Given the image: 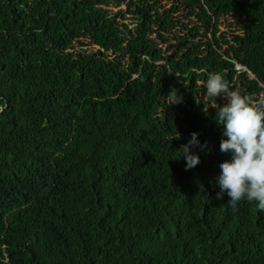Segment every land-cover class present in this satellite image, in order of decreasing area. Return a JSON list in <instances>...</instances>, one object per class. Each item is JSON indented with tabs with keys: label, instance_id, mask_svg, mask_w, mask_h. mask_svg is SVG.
Here are the masks:
<instances>
[{
	"label": "trees",
	"instance_id": "trees-1",
	"mask_svg": "<svg viewBox=\"0 0 264 264\" xmlns=\"http://www.w3.org/2000/svg\"><path fill=\"white\" fill-rule=\"evenodd\" d=\"M214 72L264 97V0H0V264H264V211L217 198Z\"/></svg>",
	"mask_w": 264,
	"mask_h": 264
},
{
	"label": "clouds",
	"instance_id": "clouds-1",
	"mask_svg": "<svg viewBox=\"0 0 264 264\" xmlns=\"http://www.w3.org/2000/svg\"><path fill=\"white\" fill-rule=\"evenodd\" d=\"M237 70L245 66L235 63ZM250 77L254 75L248 71ZM209 97H223L225 102L215 113V120L222 128L220 151L231 153V158L220 165V173L215 178L223 198L226 192L228 204L235 208L242 200L255 204V210L264 211V97L256 98L231 89L229 81L219 72L209 73L206 81ZM169 105L180 104L182 96L173 88L168 93ZM199 133L193 131L186 144L179 150L186 160L185 170L200 163L201 157L193 148L207 149V141L201 144ZM180 138V134L176 137ZM204 186L201 185V191Z\"/></svg>",
	"mask_w": 264,
	"mask_h": 264
},
{
	"label": "rangeland",
	"instance_id": "rangeland-1",
	"mask_svg": "<svg viewBox=\"0 0 264 264\" xmlns=\"http://www.w3.org/2000/svg\"><path fill=\"white\" fill-rule=\"evenodd\" d=\"M109 8H111L112 10H116V9H118V7H115V6H113V5H110V7ZM121 8H125V5L123 4V5H121ZM193 19V18H192ZM230 23V19H227V20H224L223 21V23L220 25V27H221V30H227L228 29V24ZM232 27V26H231ZM171 41H172V39H171ZM173 42H174V40H173ZM169 42H167L166 44H168ZM166 44H164V46L166 45ZM77 47L79 46V44L78 43H76L75 44ZM90 51V50H89ZM223 98V97H222ZM223 100H224V98H223ZM225 101V100H224Z\"/></svg>",
	"mask_w": 264,
	"mask_h": 264
}]
</instances>
